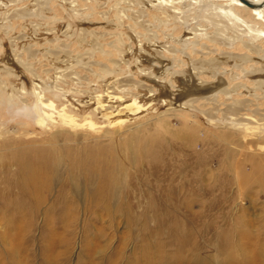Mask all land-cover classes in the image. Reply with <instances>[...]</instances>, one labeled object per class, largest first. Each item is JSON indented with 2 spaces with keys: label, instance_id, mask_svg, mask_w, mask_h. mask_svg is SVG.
<instances>
[{
  "label": "rangeland",
  "instance_id": "1",
  "mask_svg": "<svg viewBox=\"0 0 264 264\" xmlns=\"http://www.w3.org/2000/svg\"><path fill=\"white\" fill-rule=\"evenodd\" d=\"M227 1L177 0L186 4L188 28L232 43L223 46L226 51L244 52L238 37L264 48V22L248 27L256 19L243 11L247 25L235 21L217 8L228 12L233 6ZM90 2L0 0V79L6 83L0 90V189L10 184L12 192L8 199L0 190V264H264V91L228 66L235 80L228 84L225 73L221 87L232 89L231 98L219 96V107L212 106L198 97L214 91L194 90L197 71L179 51L181 34L174 26L150 31L148 40L129 20L133 0H99L95 14ZM119 38L117 57L95 52L112 49ZM158 57H176L186 67L176 90L154 66ZM203 78L205 87L218 81ZM9 89L15 91L10 102ZM163 90H170L167 100ZM192 99L200 101L182 104ZM235 101L245 106L231 115L242 121L237 127L222 122H229L225 109ZM198 104H204L201 111ZM101 107L112 115L102 118ZM63 110L72 114L71 123L59 116ZM3 144L8 147L1 149ZM226 146L232 149L228 158ZM35 153L47 155L49 180L38 198L27 200L40 204L28 205L24 223L21 212L5 210L4 201H20L21 163L30 155L36 160ZM97 153L110 161L112 181L97 175ZM202 157L211 158L206 168L190 166L189 160Z\"/></svg>",
  "mask_w": 264,
  "mask_h": 264
},
{
  "label": "bare ground",
  "instance_id": "2",
  "mask_svg": "<svg viewBox=\"0 0 264 264\" xmlns=\"http://www.w3.org/2000/svg\"><path fill=\"white\" fill-rule=\"evenodd\" d=\"M99 0H91V11H94V7H95V4H97ZM116 1V0H115ZM126 1V0H124ZM134 1V12L133 14L129 15L130 19L132 21V24H133V27H134V32H137L138 34L142 33V35L144 36L145 39H148L149 35H150V31H155L156 32H161L163 30L164 27H169L170 25L171 26H174L173 28V31H176L178 32L179 34H181V36L179 38L181 39H178L176 42L179 44V51L182 52L181 54H187L188 56L186 57H189V60L191 61V66H192V69L195 68L196 69V73L194 74L193 77H195L196 80L198 81H195L194 82V85L193 87L195 88L194 90H196V92H203L204 90L205 91H214L213 94H211L210 96H206L204 95L203 97H198L200 99H203V100H207L209 101V103L212 105V106H216V107H219V102L217 101L216 98H218L219 96H224L225 95V98L226 99H230L231 98V92H232V89L230 90L229 87H221L223 85V83L225 82V77L228 75V70L226 69L228 66H233L235 68H238L240 70V72L246 76L247 78L250 77L252 78L250 81H253V83H255V85L257 86V88H259V90L261 91H264V78H262L264 76V48L262 46H259V45H256V44H253L252 42H245L244 40L241 39V37H238L242 43V48L244 50V52H236V53H233V52H229V51H226L225 49H223V46L227 43V44H230L232 45V43H228L226 42V40H223L222 37L218 36L217 34L213 37H205V34L201 35V34H198L196 33V30H194L193 28H188V19H186L184 17V15L188 14L189 12H185V9L186 4H182L181 2H177V0H133ZM156 1V2H155ZM199 1V0H198ZM216 1V0H215ZM230 2V5L233 6L232 8H229V11L226 12L224 9L225 7L221 6L218 4L217 8H221L222 9V13H224L225 15L228 14L231 16L234 17V20L235 21H238V22H241V23H244L243 25H247V21H245L244 18L243 19V15L240 13L241 11L243 12H249L254 18L255 17V21H250V23L252 22V24L248 25L249 26H253V23L255 24V22L258 20L260 21H263L264 22V0H246L247 2L251 3V5H247L246 3H244L242 0H228ZM227 1V2H228ZM118 2V1H117ZM116 2V3H117ZM191 2V1H190ZM131 3V2H130ZM133 3V2H132ZM131 3V4H132ZM148 3L151 4V6L148 5ZM44 4V3H43ZM121 4V3H120ZM122 5V4H121ZM119 5V6H121ZM48 6V5H47ZM72 6V5H71ZM183 6V7H182ZM194 6V5H192ZM211 6V5H209ZM213 6V5H212ZM225 6V5H224ZM195 7V6H194ZM196 10H200V8L198 7H195ZM194 8V9H195ZM198 8V9H197ZM211 8V7H210ZM214 8V7H212ZM119 9V8H118ZM207 9L208 6H207ZM206 9V10H207ZM35 10V9H34ZM122 10V9H121ZM202 10V9H201ZM41 11V9H40ZM193 11V10H191ZM195 11V10H194ZM193 11V12H194ZM209 11V10H208ZM207 11H204V9L202 10V12L206 13V14H209ZM217 11V9H216ZM234 11V12H233ZM87 13V12H86ZM123 13V12H122ZM186 13V14H185ZM211 13H214V12H211ZM210 13V15H211ZM76 14V13H75ZM93 14V13H92ZM94 14H95V11H94ZM115 14H117V12L115 11ZM181 14H183V16H180ZM196 15V11L194 13ZM205 14V15H206ZM37 15V14H35ZM40 15V14H39ZM91 15V14H89ZM80 16V15H79ZM117 16V15H116ZM190 16V14H189ZM212 16V15H211ZM223 14L220 16L222 17ZM35 17V16H34ZM39 17V16H38ZM188 17V16H186ZM206 17V16H205ZM204 17V18H205ZM228 17V16H226ZM69 18H71L70 20L73 21L76 19L77 20V15H70ZM81 18V17H79ZM189 18V17H188ZM223 18V17H222ZM120 18H118L119 20ZM209 19V18H208ZM220 19V18H219ZM233 19V18H232ZM75 20V21H76ZM117 20V19H116ZM206 20V19H205ZM91 21V20H90ZM89 21V22H90ZM110 21V20H109ZM202 21V20H201ZM214 21V20H213ZM221 21V20H220ZM92 22V21H91ZM121 22V21H120ZM191 22V21H190ZM205 22V21H204ZM223 22V21H222ZM231 22V21H229ZM107 23V22H106ZM235 23V22H234ZM259 23V22H258ZM112 24V23H111ZM131 24V25H132ZM195 24V23H194ZM220 24V23H219ZM222 24V23H221ZM229 24V23H228ZM236 24V23H235ZM249 24V23H248ZM117 25V24H116ZM211 25V24H210ZM218 25V23H217ZM225 25V24H224ZM257 25V24H256ZM264 25V24H263ZM191 26V24H190ZM196 26V25H195ZM201 26V25H200ZM215 26V24H214ZM220 26V25H219ZM226 26H227V22H226ZM235 26V25H233ZM241 26V25H240ZM115 27V26H114ZM218 27V26H217ZM197 28V27H196ZM237 28V27H236ZM235 28V29H236ZM247 28V27H246ZM244 28V29H246ZM258 28V27H257ZM256 28V29H257ZM260 28V27H259ZM261 28H264V26H262ZM114 29V28H113ZM213 29V27H212ZM220 29V28H219ZM222 29V28H221ZM238 29V28H237ZM236 29V30H237ZM249 29H252V27L248 28L247 30ZM159 30V31H158ZM199 30V29H198ZM216 30V28H215ZM214 30V31H215ZM226 30V29H225ZM242 30V28H241ZM240 30V31H241ZM253 30V29H252ZM259 29H257L258 31ZM83 31V30H82ZM81 31V32H82ZM213 31V30H211ZM220 30H218L219 32ZM228 31V29H227ZM255 33L256 31L253 30ZM90 32V31H89ZM204 32H205V29H204ZM203 32V33H204ZM217 32V31H215ZM245 32V31H244ZM80 33V32H79ZM207 33V32H206ZM211 33V32H209ZM223 33V32H222ZM230 33V32H229ZM233 33V32H231ZM247 33V32H246ZM245 33V34H246ZM250 33V32H249ZM252 33V32H251ZM260 33L261 35L263 34L264 35V31L263 30H260ZM78 34V33H77ZM75 34V36L77 35ZM227 34V33H226ZM257 34V32H256ZM85 35V34H84ZM223 35H225V33H223ZM259 35V34H258ZM66 36V35H65ZM79 36V35H78ZM155 36H156V33H155ZM208 36V34H207ZM235 36V35H234ZM239 36H242L239 35ZM251 36V35H250ZM249 36V37H250ZM80 37V36H79ZM119 37V36H118ZM245 37V35H244ZM253 37V34L252 36ZM257 37V36H256ZM255 37V38H256ZM263 37V36H261ZM260 37V38H261ZM77 38V37H74V39ZM170 38H173L172 36H170ZM237 38V39H238ZM91 39V38H90ZM166 39V37H165ZM233 39V38H232ZM238 39V40H239ZM252 39V38H251ZM254 39V38H253ZM263 39V38H262ZM87 40V39H86ZM149 40V39H148ZM204 40V41H203ZM237 40V41H238ZM248 40V39H247ZM79 41H82V39L80 38ZM122 40L119 38L117 39L116 43H115V46L112 47V49L110 48V50H105V49H102V48H97L96 47V53L98 54L99 57H101L102 55H108V54H112V53H115L116 57L119 55V52L121 50V45H122ZM167 41V40H166ZM203 41V42H202ZM252 41V40H251ZM150 42V41H149ZM147 42V43H149ZM168 43V41H167ZM255 43V42H254ZM86 44V43H85ZM88 44V43H87ZM114 44V43H113ZM152 44V43H150ZM239 44V43H238ZM237 44V45H238ZM80 45V44H79ZM110 45V44H109ZM112 45V43H111ZM81 46H85V45H81ZM146 49V48H145ZM94 49L92 48V51ZM158 50L159 49H156L155 50H152L153 52H155V54L158 55ZM91 51V52H92ZM146 52V51H145ZM149 52V51H148ZM152 52V53H153ZM184 52V53H183ZM89 53V52H88ZM94 53V51H93ZM171 53V52H170ZM154 54V53H153ZM162 53L159 52V55H161ZM158 55V56H159ZM185 56V55H183ZM110 58V57H108ZM156 58V57H155ZM154 58V59H155ZM159 59L161 57H158ZM176 57H174L175 59ZM185 58V57H184ZM172 58L173 61H168V58L165 59V58H161L162 61H157L155 60V62H153L154 66H156L157 68L161 69L163 73L167 74L168 76L171 77V80L168 82V85L171 87L172 90H176L177 88L174 87V83L179 79L178 77L181 75V73L183 74L184 73V70L185 68L182 67V69L179 67L181 66V62L182 60H179L178 58H176L174 60ZM178 59V60H177ZM188 59V58H187ZM168 63H166L167 61ZM98 61V60H97ZM104 61V59H103ZM116 58H114V60L112 61V65L114 67H117V62H116ZM180 62V63H179ZM189 62V61H188ZM105 63V62H104ZM174 66H178L179 69H174ZM99 68H107V71L109 74H110V71L108 70V67L105 66H101V64L98 65ZM194 70V69H193ZM222 70H225V72H222ZM112 71V70H111ZM224 73V74H223ZM225 73H227L226 76ZM6 76L8 78H12V77H15V74L12 72V71H6ZM112 74V73H111ZM180 74V75H179ZM167 76V77H168ZM203 77L205 78H210V77H213V79H217L218 81H215L213 82L212 85L210 86H207L205 87V85L203 86V83L200 82V80L202 79L203 81ZM163 79V78H162ZM254 79V80H253ZM235 80V76L234 75H228L227 77V83H231ZM206 81V80H205ZM4 83L5 81L3 79H0V90H3L4 91ZM6 84V83H5ZM206 84V83H205ZM12 85V84H11ZM238 85V84H237ZM236 85V86H237ZM242 85V84H241ZM220 87V88H218ZM239 87V86H237ZM156 89V88H155ZM182 90H185L182 89ZM216 90V91H215ZM257 90V89H256ZM10 91V97H9V102L12 101V97L14 96V93L15 91H12L11 89H9ZM124 91V90H123ZM169 91L170 90H163L164 93H162V97L164 99L167 100V98L169 97V95L167 96V94H169ZM154 92V91H153ZM159 92V91H158ZM193 92V91H192ZM197 92V93H198ZM175 93V92H174ZM161 95V94H160ZM177 96H180L182 97L183 94L181 95L180 93L177 95ZM2 99H4V96H3V93L1 95ZM176 97V96H174ZM173 97V98H174ZM179 97V98H180ZM257 97V96H256ZM183 98V97H182ZM134 99V98H133ZM132 99V100H133ZM200 99H192V100H189V101H186L182 104H184L186 107H189V106H192L194 102L198 103L200 101ZM216 100V101H215ZM233 100V99H232ZM40 103L48 108L49 110L53 109L54 108V104L53 102H48V103H45L43 102L42 99H39ZM169 101V100H168ZM171 101V100H170ZM180 101V99H179ZM183 101V100H182ZM181 101V102H182ZM236 102V101H235ZM245 103V102H244ZM247 103V102H246ZM245 103V104H246ZM132 105H134L136 107L135 110H139V107L140 105H138V101H133L132 102ZM199 105V104H198ZM204 105V104H203ZM203 105H199L198 108L199 110L201 111L200 109V106L203 107ZM102 106V105H101ZM185 107V108H186ZM245 107L243 102H236L235 104H231V105H228L226 106V111L229 112V115L233 116V115H237L240 111L241 108ZM179 108V107H178ZM194 108V107H193ZM197 108V107H196ZM47 109V110H48ZM89 109V108H88ZM104 108L101 107L100 110L98 108V110L100 111L99 114L102 115V118L104 119H107L110 117V114L112 115V113H107V112H103ZM128 109V108H127ZM175 109V108H174ZM177 109V108H176ZM48 112V111H47ZM94 113L93 111H90V113ZM95 114V113H94ZM49 115V114H48ZM207 115V114H206ZM59 116L61 117L62 120L64 121H69L71 123V121H73L72 119V114L69 115L67 114L66 111H61L59 112ZM77 116V115H76ZM209 117H213L212 115H208ZM207 116V117H208ZM229 116V122L227 121H224L222 120V118L220 119H217L215 120V123L216 124H219L222 120V122H226L227 125H233V127H237L239 125L242 124V121L241 120H238V119H234L232 116L230 117ZM215 118V117H213ZM228 120V119H227ZM88 125L90 126H93L94 124L92 123V121H88L87 122ZM183 140H187L186 137H183L182 138V141ZM145 142V141H144ZM1 149L3 148H6L8 146H6L5 144L1 145ZM18 148V147H17ZM225 150H224V156L226 158H228L229 156H231V152H232V149L231 147H224ZM20 149V148H19ZM17 149V150H19ZM194 153L195 150H193ZM40 153V152H38ZM197 157L196 158H199L200 155L198 153H196ZM34 155H37V159L36 160H31L30 158L33 157L32 155H30L29 159L26 161H22L21 163V169H20V186H19V189L17 188L18 192L20 193V196H21V199L20 201H15L14 203L11 202L13 201L12 200H7V197L5 199V206H6V209L7 208L10 210V211H17L18 213H20V215L22 216V220L21 222H24L25 223V220H26V214H27V211L29 209L28 205L30 204V207H34V208H38L39 206V202H30L28 203L27 200H33L34 198H38L39 197V194L46 188V184L48 183V176L45 172H47V168H49L50 166L48 165L47 162H45V158L47 157L46 154H41V155H38L37 153H35ZM97 156L99 158L95 159V160H92V164L94 165V168L96 169L98 166H101L99 172H97V175H101L103 180H107V181H112V172H114L113 168H112V165H110V161H105L103 158H101V153H97ZM16 157V156H15ZM14 157V158H15ZM17 160L21 161V157L17 156ZM25 159V157H23ZM44 159V160H40V159ZM194 159V158H193ZM210 159L211 158H208L206 159L205 157H202L200 159H196L195 161L191 162V160H189L190 162V166L191 167H196V169L200 168V167H203V168H206V165L210 162ZM26 160V159H25ZM101 160V161H100ZM226 161V160H225ZM225 163V162H224ZM225 165V164H224ZM226 166H227V163H226ZM240 167V164H238V168ZM112 168V172L110 171ZM116 169V168H115ZM98 170V169H97ZM96 170V171H97ZM238 170V169H237ZM79 171H82V170H79ZM225 172V171H224ZM223 172V173H224ZM43 175L45 176V178L43 177ZM93 176V175H92ZM194 177L193 178H198L196 175H193ZM47 177V178H46ZM205 177V176H204ZM19 180V178H17ZM200 179L198 178L196 181H199ZM14 181L12 180H8L7 183H12ZM10 187V184H8L7 186L5 185V187L1 190L3 192L2 195L3 196H8V199L9 196L11 195H8V194H12L11 191H9ZM264 188V187H263ZM14 190V189H13ZM191 190H195V189H191ZM16 194V193H15ZM18 197V194L15 195ZM13 197V195H12ZM16 199V198H15ZM19 199V197H18ZM2 210V209H1ZM10 221V223L12 222L11 219H7ZM261 250V249H260ZM259 251V250H257ZM257 254V253H256ZM256 256V255H255ZM11 257V256H10ZM15 263L16 264H20L19 262H16L15 260Z\"/></svg>",
  "mask_w": 264,
  "mask_h": 264
},
{
  "label": "water",
  "instance_id": "3",
  "mask_svg": "<svg viewBox=\"0 0 264 264\" xmlns=\"http://www.w3.org/2000/svg\"><path fill=\"white\" fill-rule=\"evenodd\" d=\"M244 3H246L247 5H251V3L247 2L246 0H242Z\"/></svg>",
  "mask_w": 264,
  "mask_h": 264
}]
</instances>
